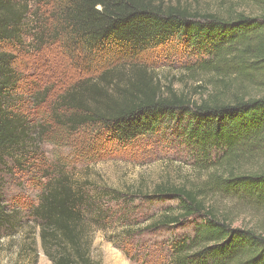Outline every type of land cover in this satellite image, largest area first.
<instances>
[{"label": "trees", "instance_id": "obj_1", "mask_svg": "<svg viewBox=\"0 0 264 264\" xmlns=\"http://www.w3.org/2000/svg\"><path fill=\"white\" fill-rule=\"evenodd\" d=\"M48 2L55 3L52 18L58 28L89 48L122 51L134 59L176 42L198 54L200 61L187 72L213 75L212 90L199 100L164 86L146 65L133 63L135 74L120 94L101 93L107 91L101 80L117 77L116 68H109L100 83L91 81V92L80 93L78 86L65 95L62 105L73 112L60 123L71 132L93 126L127 144L162 130H183L200 155L197 181L163 182L125 197L102 189L101 196L127 204L133 203L128 196L147 203L176 201L177 208L142 229L162 231L192 222L193 234L172 242L170 264H264V0H236L223 13L192 10L181 0ZM243 3L256 14L238 10ZM27 12L21 0H0V167L8 160L19 166L37 140L23 103L14 96L21 79L7 51L21 42ZM89 94L92 104L81 97ZM214 149L221 156L212 160ZM45 178L32 215L47 257L53 264H101L91 254L98 227L93 220L107 223L110 210L63 169ZM2 188L0 177V229L11 230L17 211L5 208ZM222 200L233 205L223 207ZM243 211L246 219L240 222Z\"/></svg>", "mask_w": 264, "mask_h": 264}, {"label": "rangeland", "instance_id": "obj_2", "mask_svg": "<svg viewBox=\"0 0 264 264\" xmlns=\"http://www.w3.org/2000/svg\"><path fill=\"white\" fill-rule=\"evenodd\" d=\"M24 3L28 12L23 37L7 51L14 56L21 79L14 96L19 105L23 103L22 111L28 116L37 140L19 166L8 160L6 167H0L5 208L8 212L16 210L18 218L16 228L0 229V264H53L42 247L40 228L32 211L40 202L43 190L40 184L48 180L45 176L56 175L59 169L85 185L96 200L102 201L103 209L111 212L112 218L107 223L99 224L91 217L98 226L92 234L93 259L101 264H170L172 242L192 235V222L162 231L142 229L152 218L169 208H177L176 201L147 203L128 196L127 200L133 203H114L101 194L104 189L125 197L136 188L148 192L163 182L182 185L197 181L200 176L196 170L201 160L194 143L178 129L162 130L132 144L116 142L106 131L93 126L71 132L60 123L62 117L73 112L62 105V99L78 86L80 93L91 92V81L100 83V74L109 68H116L113 74L117 77L112 81L101 80L103 88H107L101 93L120 94L128 78L135 74L132 65L136 63L146 65L164 86L184 92L196 101L212 90V73H188L187 68L196 66L200 57L176 42L134 59L122 51L89 48L85 41L67 36L58 28L52 18L54 2L21 0ZM181 3L207 13H223L226 5L237 4L236 0H181ZM237 6L246 14L257 12L251 4ZM81 97L93 103L90 94ZM210 155L215 160L221 152L214 149ZM219 203L223 207L233 205L230 201ZM243 212L240 222L246 219Z\"/></svg>", "mask_w": 264, "mask_h": 264}]
</instances>
